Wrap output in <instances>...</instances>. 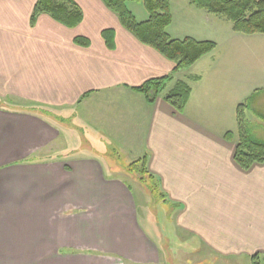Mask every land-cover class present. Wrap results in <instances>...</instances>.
<instances>
[{
    "label": "crops",
    "instance_id": "crops-1",
    "mask_svg": "<svg viewBox=\"0 0 264 264\" xmlns=\"http://www.w3.org/2000/svg\"><path fill=\"white\" fill-rule=\"evenodd\" d=\"M35 1L0 0V264H167L174 251L141 228L131 184L106 177L100 160L67 158L57 116L68 113L134 160L147 155L179 233L218 257L264 256V162L243 169L234 158L239 104L245 132L264 136L245 112L264 90V33H236L190 0H169L171 38L216 42L171 74L174 62L103 0H75L83 14L75 27L46 13L31 24ZM104 29L113 30L110 46ZM168 74L153 103L133 90ZM177 82L190 88L182 112L164 99ZM262 108L258 101L252 112L264 118Z\"/></svg>",
    "mask_w": 264,
    "mask_h": 264
},
{
    "label": "trees",
    "instance_id": "trees-1",
    "mask_svg": "<svg viewBox=\"0 0 264 264\" xmlns=\"http://www.w3.org/2000/svg\"><path fill=\"white\" fill-rule=\"evenodd\" d=\"M106 7L113 11L120 24L130 31L141 43L146 44L167 59L174 62L171 72L183 70L191 66L205 54L212 51L216 42L213 40H196L185 36L180 39L171 38L166 28L171 23V9L169 0H103ZM140 1L147 11V19L137 21L128 8V2ZM197 8L208 13L222 15L231 22L234 32L252 35L264 33V0H190ZM46 13L54 20L68 26L75 27L82 19V10L75 0H36L30 13V23L34 24L39 14ZM102 36L107 45L112 44L113 30L104 29ZM75 43L88 45V39L80 36L74 37ZM171 74L150 78L142 84L133 87V90L145 96L149 103H153L163 89ZM190 88L184 82H177L164 99L176 111L182 112L189 98ZM245 104L237 106V125L239 137L236 143L234 158L239 166L247 169L254 162H264V141H257L245 132ZM230 139V132L225 133ZM147 155L136 159L129 164L133 171L139 163L141 181L145 175L149 178L148 189H143L146 194H151L158 189V183L146 168ZM135 166V167H134ZM133 169V170H132ZM162 195V194H161ZM258 260L264 256H254ZM260 257V258H259Z\"/></svg>",
    "mask_w": 264,
    "mask_h": 264
},
{
    "label": "rangeland",
    "instance_id": "rangeland-1",
    "mask_svg": "<svg viewBox=\"0 0 264 264\" xmlns=\"http://www.w3.org/2000/svg\"><path fill=\"white\" fill-rule=\"evenodd\" d=\"M175 1L179 0H173V3ZM128 8L137 21L147 19V11L142 2L130 1L128 2ZM215 18L222 20L224 24H231L222 15H215ZM175 20L180 21V18L178 17ZM248 100L249 98L245 102ZM258 101H263L262 112H264V90L257 93L251 101H248L250 110H245L246 117L248 119L252 117L255 120L254 122L264 126V118L252 112L255 103ZM69 115L70 113L64 116H57L60 117L58 119L60 123L57 126H59L61 134L62 151L67 153V158L70 155L75 157L89 156L98 161L100 160L106 177L110 175L121 176L131 184L141 228L159 243L160 247L165 246L174 249V251L170 249L167 252V264H249L244 259L235 260V258L231 257L226 259L211 255L204 251L198 240L179 233L174 224L175 207L163 200L158 189L150 195H146L142 187L148 189L147 184L150 182L147 175H145V180L141 181L142 172H139V163L134 170L132 169L133 171L129 169L130 163L128 162L135 159L134 154L129 150L124 151V148L118 147L115 142L108 140L102 133L95 131L92 122L83 120L78 115L69 118ZM259 139V141H264V136ZM127 159L129 160L126 162ZM251 263L264 264V258L258 260L253 256Z\"/></svg>",
    "mask_w": 264,
    "mask_h": 264
}]
</instances>
